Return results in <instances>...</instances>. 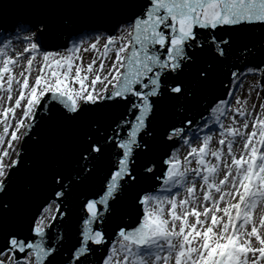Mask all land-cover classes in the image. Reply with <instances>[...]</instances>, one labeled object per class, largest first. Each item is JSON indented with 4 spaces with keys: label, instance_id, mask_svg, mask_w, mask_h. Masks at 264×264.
Listing matches in <instances>:
<instances>
[{
    "label": "snow or ice",
    "instance_id": "1",
    "mask_svg": "<svg viewBox=\"0 0 264 264\" xmlns=\"http://www.w3.org/2000/svg\"><path fill=\"white\" fill-rule=\"evenodd\" d=\"M70 2L0 0V264H264V0Z\"/></svg>",
    "mask_w": 264,
    "mask_h": 264
},
{
    "label": "water",
    "instance_id": "2",
    "mask_svg": "<svg viewBox=\"0 0 264 264\" xmlns=\"http://www.w3.org/2000/svg\"><path fill=\"white\" fill-rule=\"evenodd\" d=\"M62 11L75 14V21L81 31L101 30L103 31L102 18L95 15L96 9L92 7L88 0H71L69 4L64 6ZM34 17V10L27 8L10 7L7 10L6 17L0 19V34L13 32L12 25L15 21L21 19H30ZM51 50V49H48ZM74 133L71 129L61 130L55 137L46 133L44 143L36 149H30L31 142L27 145L30 152L37 163H47L49 165L61 162L64 154L70 152L72 147V139ZM159 185V181L155 182ZM41 185L39 180H34V194L39 195ZM16 198L21 203L24 201L25 193L23 190V182L19 183L16 188ZM125 223H129L125 218Z\"/></svg>",
    "mask_w": 264,
    "mask_h": 264
},
{
    "label": "rangeland",
    "instance_id": "3",
    "mask_svg": "<svg viewBox=\"0 0 264 264\" xmlns=\"http://www.w3.org/2000/svg\"><path fill=\"white\" fill-rule=\"evenodd\" d=\"M91 31H101V30H95V29H93V30H89V31L86 30V31H84V32H91ZM14 43H15V46H16L17 49H21V50H22V48L26 45V41L24 40V36H23V34H21L20 39H19L18 41L15 40V38H14ZM51 50H52V49H51ZM82 55L84 56V61H85V64H86V63H88V62L90 61V59H91L95 54L89 52V53H82ZM19 70H20V69L17 68V72H19ZM35 75H36V72L34 71L33 74H32V77L34 78ZM247 78H250L249 80L252 81V82L254 83V84H252V85H254V86L258 85V80H259L258 77H257L256 79H254L253 77L248 76V77H246V78L244 79V81H245ZM257 90H260V89L257 88ZM238 92H239V91H238ZM238 92H237V93H238ZM17 113L20 114V110H19V109L17 110ZM13 123H15L14 120H13ZM12 130H14V129H11V128H10V131H12ZM2 132H3V125H0V134H2ZM5 139L8 140V139H10V137H5ZM4 147H6V145H4Z\"/></svg>",
    "mask_w": 264,
    "mask_h": 264
},
{
    "label": "bare ground",
    "instance_id": "4",
    "mask_svg": "<svg viewBox=\"0 0 264 264\" xmlns=\"http://www.w3.org/2000/svg\"><path fill=\"white\" fill-rule=\"evenodd\" d=\"M21 63L23 64V63H25L23 60L21 61ZM250 78H247L245 81H244V87H243V89L241 90V91H239L237 94L238 95H241L242 97H245L246 98V95H247V93H248V91H249V88L251 87V86H254V85H252V84H254L252 81H250L249 80ZM0 95H3V93H0ZM252 95H253V97L255 96V93H252ZM11 132V131H10ZM7 137H10V135L9 136H7Z\"/></svg>",
    "mask_w": 264,
    "mask_h": 264
}]
</instances>
